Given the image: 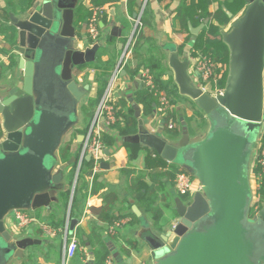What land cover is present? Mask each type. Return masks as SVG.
I'll use <instances>...</instances> for the list:
<instances>
[{
  "label": "water",
  "instance_id": "1",
  "mask_svg": "<svg viewBox=\"0 0 264 264\" xmlns=\"http://www.w3.org/2000/svg\"><path fill=\"white\" fill-rule=\"evenodd\" d=\"M80 2L35 0L20 15L10 13L9 64L0 79V264L25 258V250L39 243L17 238L7 221L13 212L52 210L66 169L74 162L75 189L79 160L59 165L57 153L77 127L79 105L90 88L78 82L75 71L95 62L101 46H78ZM247 2L230 31L223 32L230 66L222 92L213 96L195 82L201 74L190 72L188 56L173 52L169 57L180 94L210 119L207 136L191 139L186 131L173 139L152 132L136 106L139 131L124 137L169 161L183 157L185 167L203 184L191 200L176 199V227L165 222L155 232L147 221L141 224L137 237L156 264H264V205L252 217L253 198L247 195L252 192L249 137L256 123L264 124V0ZM78 223L71 218L70 233Z\"/></svg>",
  "mask_w": 264,
  "mask_h": 264
},
{
  "label": "crops",
  "instance_id": "2",
  "mask_svg": "<svg viewBox=\"0 0 264 264\" xmlns=\"http://www.w3.org/2000/svg\"><path fill=\"white\" fill-rule=\"evenodd\" d=\"M14 1H17V8L13 6ZM224 1L227 0L213 2L210 5L212 17L206 18L198 25L194 24L199 20L198 14H191L187 19L190 32H187L180 31L181 25L179 24L178 14L183 5L191 6L194 2L193 0H149L146 7L149 5L150 25L143 30V37L144 39L146 38V47L143 48V55L145 57L149 56L150 53L147 51L151 48L153 54L159 57L165 56L167 65L165 78L173 75V70L168 64L169 57L173 52H178L181 58L188 56L191 61L190 72L191 70L194 71L200 54L192 57L190 51L198 36L204 34L205 38L217 37L223 39V32L230 31L231 23L243 14L248 4L246 0L245 7L237 14H234L225 4H222L226 14L221 16L223 22L219 33L216 36H211L204 29L209 22L215 21L213 16H215L221 6L220 2ZM81 2L89 9L94 4V0H81ZM137 2L140 7L143 0H137ZM102 5H106L108 10L105 11L100 24L101 36L99 43L101 46L97 53V59L95 62L75 71L78 82L83 86L89 85L90 88L79 105L77 127L65 136L63 144L58 150L59 165L66 163L71 158H79V152L87 135L88 127L93 120L91 119V114H93L94 118L98 110L99 105L94 104L93 100L98 97V89L102 85V77L100 75L102 71L97 68V65L100 63L101 65H107L112 62L109 72L111 78L122 49L133 31L132 18L134 16H131L129 12V0L108 2ZM19 6L20 1L18 0H0V56L5 58L0 63V79L5 75L9 64L6 49L8 50L9 46L7 35L10 33L9 27L11 26L10 13L20 15L23 10ZM13 8L16 11L12 10ZM6 10H10L9 18L6 15ZM202 25L203 28L197 33L191 31V27L196 28ZM76 26L80 39L78 40L79 48L84 49L87 46V42L93 45L94 43L87 34L86 23ZM4 27H8L5 32L2 31ZM110 38H114V43L112 42L108 45ZM138 61V55L132 54L130 56L132 68L136 66ZM142 87L143 83L140 73H128L123 66L121 76L114 88L119 110L121 109L119 105L121 98L124 96L127 98L129 105L134 104L132 97ZM179 95H181L180 92ZM173 98L177 104L174 103L172 105V110L179 114L180 118V123H177V129L175 130L177 135L173 134V129H168L162 120L163 118L157 115L156 106L158 105L156 103L154 104L156 110L151 114H145L142 104L137 105L141 108V117L146 126L152 132L173 139L181 138L186 131L191 139L204 138L208 134L209 129L199 128L197 123L198 116L191 120H186V118H190L195 113V110L189 107L190 102H192L191 99L183 95L178 97L175 94ZM185 100L188 106L183 103ZM183 107L187 109L185 113H183ZM124 112L127 113L128 110L125 108ZM125 120L126 118L122 116L120 122L122 126H125ZM101 126L104 133L108 132V130L113 131L116 143L110 147L106 145L108 152L105 151L106 156L101 160L99 166L88 167L85 163V160L88 159L85 158L76 182V193L75 191L72 192L76 174L75 167L77 166V164L75 166L76 162H74L66 169L63 186L58 194L59 201L53 203L52 210L42 207L35 211H27L32 217L37 218L38 222H34L25 228L24 230L27 232L21 235L18 234L17 238L30 237L39 243L25 250L27 255L25 258L13 257L7 264H62L64 233L60 231L56 236H49L44 231L43 226L51 227L54 223L63 222V228L66 225L68 216H70V221L71 218L79 220L74 234H78L77 237L81 243L77 256L70 264H87L89 260H94V264H98L96 258L102 252L107 254L105 261L101 262L102 264H156V261L151 259L149 255L148 247L137 237V233L142 227L141 224L145 221L150 224L155 232H161L160 226L165 222L168 225L174 224L177 215L171 213L173 215L171 218V215L165 213V210L174 211L176 207V199L179 195L174 186V180L171 178V170L181 168L175 161L167 160L156 150L141 143H134L138 145L135 148L138 150V155L135 158H131V152L125 146L124 137L137 133L139 131V123L137 124V130L127 135H122L121 130L117 127L114 128L115 126L109 128L104 123ZM201 130L206 132V134L202 136ZM259 145L260 141L257 145L256 157L254 156L255 158L249 165V176L258 156ZM125 168L135 169L136 173L127 175L123 172ZM95 179L97 180L95 185L98 189L96 192L91 193ZM154 182L156 183V190L151 194V197L146 196L144 194L145 189H140V183L153 185ZM85 183H89L87 191L81 189V186ZM69 190L70 197L68 202L65 203L66 200L63 195ZM85 193L88 194L87 199L85 198ZM168 204L170 206H167ZM94 206L99 209L97 212L92 210ZM107 209L109 213L119 216L121 220H125L124 224L116 228L117 231L114 235L109 233L111 225L101 220ZM7 221L13 229H18L12 217ZM78 232H81V236ZM81 239L86 243L83 244ZM86 256H88V260H86Z\"/></svg>",
  "mask_w": 264,
  "mask_h": 264
},
{
  "label": "trees",
  "instance_id": "3",
  "mask_svg": "<svg viewBox=\"0 0 264 264\" xmlns=\"http://www.w3.org/2000/svg\"><path fill=\"white\" fill-rule=\"evenodd\" d=\"M18 1H20L19 7L21 10H25L29 8L35 2V0H18ZM116 1H119V0H94L93 5L97 6V5H102L108 2H116ZM193 1L194 2L192 3L191 6L183 5L180 8V12L178 14L179 24L181 25L180 31L190 32V27H189V23L187 22V19L189 18L191 14H198L199 16V20L194 23L196 25L200 24L206 18L212 17V13L210 11V5L213 2L219 1V0H193ZM220 3H221V6L219 7L215 16H213L215 21L209 22L207 27L204 29V31H208L209 35L211 36H216L219 33L221 24L223 22L221 19V16L226 14L225 10L222 7V4H225L226 7L230 9L234 14H237L241 12L242 9L245 7L246 0H227L224 2H220ZM17 5H18L17 1H14L13 6L17 8ZM139 8L140 7H139L137 0H129V12L131 16H134L137 13ZM12 10L16 11L15 8H13ZM9 13H10V10H6V15L8 18H9ZM91 15H92V9L87 8L84 5V3L81 2V4L76 10V21H75L76 25H81V24L86 23V27H87V23ZM149 25H150V18H149V9L147 6L143 14L142 32L139 36H137L136 43L133 47L134 55L139 56V61L137 62L134 68H132V64L128 62L125 65V69L128 71V73H131V74L140 73V75L142 74L143 70L150 71V73L154 77L155 84L168 95V97L171 100V104L172 105L174 103L177 104L173 98V95L174 94L178 95V97H180L181 95H179V89H178V85L176 84L174 80V75H171V76H168V78H165L166 73H167V65L165 63V56L159 57L153 54L151 48L150 50L147 51L148 53H150L149 56L145 57L143 55V48L146 47V38L144 39L143 37L144 35L143 30L144 28H146V26H149ZM7 30H8V27H4L2 29L3 32ZM112 42L114 43V38H110L108 40V45ZM190 52H191L190 55L192 57H195L197 54L198 56L199 54H204L212 58L215 62L219 64H226L228 66L227 70L223 73V76L220 77V79L217 82L218 87L220 89H224L227 84V80L229 76V66H230V49L227 43L223 39L217 38V37L205 38L204 34H202L198 36ZM111 64L112 62L108 63L107 65H101V63L97 65V68L101 69L102 71L100 74L102 77V85L98 89V95H97L98 97L95 100H93V103L96 105L100 104L105 94V91L108 87L109 79H110L109 72L112 67ZM85 66H81L80 68H83ZM132 100H134V104L129 105L127 98L123 96L119 102L121 109L118 112V122L114 128L116 127L119 128L121 130L122 135H127L129 133L131 134L137 130L138 119L135 116V113H136L135 107L137 105L139 104L143 105V110L145 114L154 113L157 107V106L155 107L154 104L156 103L158 105V100H157V97L154 95L153 90H151L145 85H143V87L135 93V95L132 97ZM192 102L194 103V101ZM125 108L128 110L127 113L124 112ZM182 109H183V113H185L187 110L186 107L185 108L183 107ZM192 109L195 110V113L190 118L188 119L186 118L187 121L199 115L202 116L199 110L198 109L196 110L195 106H192ZM178 115L179 114L174 112V110H168V114L162 119L163 122L166 124V126L171 119L174 121L175 128L172 130V133L175 135H177V132H175V130L177 129V123H180V118ZM122 116L126 118L125 126H122L120 124ZM91 119H93V114H91ZM102 138L105 144L109 147L116 143L115 138L113 136V131H110V130H108V132L106 131L105 133H103ZM260 143H264V130L261 134ZM125 146L130 150L131 158H135L138 155V150L135 149L138 146L137 144L126 141ZM85 163L90 168H93L95 166V161L93 159L85 160ZM75 166H76V163H75ZM179 171H185V170L183 169H177V170L172 169L171 170L172 172L171 178L174 180V186H175V179ZM255 171L256 172L259 171L258 167L255 169ZM123 172H125L127 175H130V174L136 173V170L132 168H125ZM96 183H97V180L95 179L94 183L92 184L91 193L97 191L98 188L95 185ZM88 188H89V183H85L81 186V189L82 190L85 189V191H87ZM140 189L144 190L145 192L144 194L146 196L151 197V194L154 193V191L156 190V183L154 182L153 185H149V184L146 185V184L140 183ZM75 193H76V190H75ZM258 195H259V201L257 203L260 205V209H261L262 206L264 205V178L258 190ZM63 196L66 200L65 203H67L70 197V190L69 192L64 193ZM85 198L86 199L88 198L87 193H85ZM179 198H181L184 201L189 200L188 196L179 195ZM167 206H170V204H168ZM174 213L176 214V209H174ZM117 219H121V218H119V216H115L114 214L109 213L108 209L106 212H104V214L101 217V220L108 222L109 225L114 224L115 220ZM62 226H63V222L54 223L51 227L55 229H60L62 228ZM78 233L81 236V232H78ZM81 241L83 244L86 243L83 239H81ZM106 257H107L106 252H102L100 256L96 258V261L98 262V264H102L101 262H104ZM94 262H95L94 260H89L87 264H94Z\"/></svg>",
  "mask_w": 264,
  "mask_h": 264
},
{
  "label": "built area",
  "instance_id": "4",
  "mask_svg": "<svg viewBox=\"0 0 264 264\" xmlns=\"http://www.w3.org/2000/svg\"><path fill=\"white\" fill-rule=\"evenodd\" d=\"M149 0H143L142 5L138 9L137 13L132 18L133 20V31L129 36L126 45L122 49V52L119 56L117 66L114 68L111 78L109 79L108 87L105 91V94L98 106V110L94 115V118L88 128L87 135L82 144V148L79 152V168L81 170L82 164L88 154L92 156V159L95 161V166H99L101 160L105 158L106 154V144L103 141V129L102 123L107 127L112 128L118 122V112L119 108L117 106V98L115 96L114 88L117 81L121 76L122 67L130 62V56L133 52V47L136 43V38L139 36L143 28V14L146 8V5ZM92 15L87 23V34L89 39L93 42H99L101 36V27L100 22L108 7L106 5L91 6ZM0 63L4 61L5 58L0 56ZM122 57V59H121ZM220 68V69H219ZM228 66L226 64H219L215 62L212 58L207 55L200 54L198 62L194 71L200 72L199 85L204 88L205 91L210 93L213 96H216L218 93L222 92L223 89L218 87V80L223 76V73L227 70ZM141 79L143 85L147 86L153 90L154 95L157 97L158 106H157V115L160 117H165L168 114V110H172L171 100L168 95L159 88L154 81L153 75L148 70H143L141 74ZM102 118V120H101ZM168 129H174L175 123L171 119L167 124ZM77 167V166H76ZM258 167L259 171L256 172L255 169ZM79 170V173H80ZM79 176V175H78ZM251 188L254 195V198H258V190L264 178V143H260L258 149V156L253 164L252 171L250 172ZM76 187V184H75ZM175 188L180 196H188L191 200V195L202 191L203 184L196 177V175L191 174L187 171H179L175 179ZM75 189L73 190V192ZM187 200V201H189ZM258 208L253 212L252 216L258 215L260 211V205L257 203ZM15 218L17 220V227L19 229H24L29 227L34 222H38L37 218L32 217L27 210L17 209L14 211ZM125 223V220H117L110 226V234L114 235L117 231V227ZM178 223V217L175 218L173 227H176ZM44 231L49 236H56L60 231L64 233V242H63V260L62 264H70V262L77 256L78 250L81 248V243L77 235L70 233V216L66 225L63 228L55 229L50 226H43ZM88 260V256H86Z\"/></svg>",
  "mask_w": 264,
  "mask_h": 264
},
{
  "label": "rangeland",
  "instance_id": "5",
  "mask_svg": "<svg viewBox=\"0 0 264 264\" xmlns=\"http://www.w3.org/2000/svg\"><path fill=\"white\" fill-rule=\"evenodd\" d=\"M148 9H149V5H148ZM100 24H101V22H100ZM191 73L192 74H194V71L193 70H191ZM228 75V74H227ZM200 79H199V77H195V82L197 83V84H199L200 83V81H199ZM188 102H190L189 100H188ZM183 103L186 105V106H188V104H187V101L185 100V101H183ZM192 106H195V108H197L196 107V105L193 103V102H190V105H189V107H192ZM201 113V115H203V113L202 112H200ZM197 123H198V125H199V128H204V129H211V127H212V125H211V122H210V119L207 117V116H205V115H203V116H198V120H197ZM207 129V130H208ZM206 130V131H207ZM263 130H264V124H262V123H256V125H255V128H254V130L251 132V134H250V137H249V139H250V141H251V144H252V150H251V152L249 153V155H248V159H249V163H251V161L253 160V158H255L256 157V153H257V145H258V143H259V141H260V138H261V134H262V132H263ZM169 131V130H168ZM201 132H202V130H201ZM209 133V132H208ZM206 134V132H202V136L203 135H205ZM207 136V135H206ZM255 156V157H254ZM175 162L178 164V166L181 168V169H183V170H185V171H187V172H189V173H191V174H194L193 172H191V171H189L186 167H185V165H186V163L188 162V161H186L185 159H183V157H179V158H177L176 160H175ZM75 178H76V174H75ZM77 180H78V177H77ZM77 180H76V182H77ZM247 195L250 197V198H253L252 199V207H251V216L253 215V212H255L256 210H257V208H258V205H257V202H258V198L256 197V198H254V195H253V193L252 192H248L247 193ZM191 198H193L194 197V194H192L191 196H190ZM27 211H29V210H27ZM165 213H169L170 215H171V213H174V211H169V210H165ZM12 216H13V219H14V221H15V224H16V226H17V220H16V218H15V214H14V212H13V214H12ZM173 217V215H171V218ZM18 228V227H17ZM25 229V228H24ZM24 229H16L17 230V234H19V235H21V234H23V233H26L27 231H25ZM73 264V263H72Z\"/></svg>",
  "mask_w": 264,
  "mask_h": 264
},
{
  "label": "bare ground",
  "instance_id": "6",
  "mask_svg": "<svg viewBox=\"0 0 264 264\" xmlns=\"http://www.w3.org/2000/svg\"><path fill=\"white\" fill-rule=\"evenodd\" d=\"M92 210H94V211H96V212H97V210H99V209H97V207H96V206H94V207L92 208Z\"/></svg>",
  "mask_w": 264,
  "mask_h": 264
},
{
  "label": "flooded vegetation",
  "instance_id": "7",
  "mask_svg": "<svg viewBox=\"0 0 264 264\" xmlns=\"http://www.w3.org/2000/svg\"><path fill=\"white\" fill-rule=\"evenodd\" d=\"M252 217H254V216H252Z\"/></svg>",
  "mask_w": 264,
  "mask_h": 264
}]
</instances>
